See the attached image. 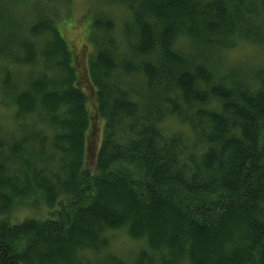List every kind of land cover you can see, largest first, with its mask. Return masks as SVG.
I'll return each instance as SVG.
<instances>
[{"label":"trees","instance_id":"1","mask_svg":"<svg viewBox=\"0 0 264 264\" xmlns=\"http://www.w3.org/2000/svg\"><path fill=\"white\" fill-rule=\"evenodd\" d=\"M46 1L0 0V264H264V0H93L94 113ZM122 230L132 260L87 259Z\"/></svg>","mask_w":264,"mask_h":264},{"label":"rangeland","instance_id":"2","mask_svg":"<svg viewBox=\"0 0 264 264\" xmlns=\"http://www.w3.org/2000/svg\"><path fill=\"white\" fill-rule=\"evenodd\" d=\"M92 1L93 0H72L71 5L69 7L66 0H48L45 4L42 5L41 8L44 9V13H47V15H54L58 14L59 12V15L57 16V21L61 22V24L63 22H65V24H68L67 29L65 30L67 33L66 39L71 50L74 52L75 65L81 82L80 88L89 97L90 111L94 113L95 109L93 100L95 93L87 77V60L89 54L93 52V47L91 46V43L87 38V32L85 31V28H89L93 20L92 17L94 14V9L91 8V4L93 3ZM114 14L118 24V29L114 33V36L118 37L121 32V21L127 20L128 16H126V12L122 9H117ZM261 55L262 54H259L256 48H253L251 46H242L240 49L228 54L225 59L230 64H236V62H249L254 58L262 57ZM4 67V65H0V69ZM42 70L43 65L39 61H37L34 66L25 68H13L11 70V73L15 75V79H18L15 80V87L18 90L22 91L26 78H28L30 75H33L35 78H37ZM3 97L4 95H2L0 86V99H2ZM3 100L5 101V103L10 104L9 99ZM13 109L14 108H9L8 110L7 107L1 105L0 121H11L12 125L14 126L16 124V121L14 113L15 111H13ZM29 118L26 119L28 123L30 121ZM92 123L94 128L91 136V141L88 147V157L94 155L97 147L96 144L98 143V140L100 138L99 133L101 123H99V117L93 116ZM33 212L28 209H23L19 213H15L14 216L16 215V220L22 221L25 218L33 216ZM45 212V207L40 208L38 217L44 216ZM106 237L108 238V242L110 243V245L107 247L104 253L99 255V257L96 256L97 254L90 252L87 255V259L89 261L97 259L104 261V258L106 256L111 255L114 257H119L122 260L129 262L140 249L146 247V244L144 242L132 240L128 236L127 232L124 230L108 232L106 234Z\"/></svg>","mask_w":264,"mask_h":264}]
</instances>
